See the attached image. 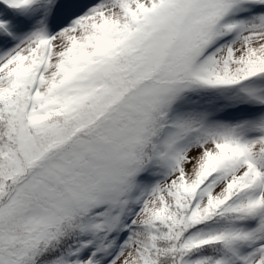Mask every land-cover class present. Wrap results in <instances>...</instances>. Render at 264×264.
Listing matches in <instances>:
<instances>
[{
    "label": "snow or ice",
    "instance_id": "6c2138e0",
    "mask_svg": "<svg viewBox=\"0 0 264 264\" xmlns=\"http://www.w3.org/2000/svg\"><path fill=\"white\" fill-rule=\"evenodd\" d=\"M0 264H264V0H0Z\"/></svg>",
    "mask_w": 264,
    "mask_h": 264
}]
</instances>
